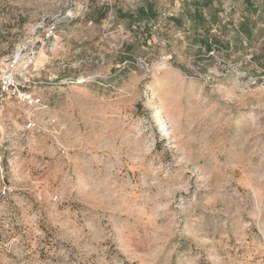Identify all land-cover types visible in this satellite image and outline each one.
<instances>
[{
  "label": "rangeland",
  "instance_id": "1",
  "mask_svg": "<svg viewBox=\"0 0 264 264\" xmlns=\"http://www.w3.org/2000/svg\"><path fill=\"white\" fill-rule=\"evenodd\" d=\"M252 1L0 0V64L27 44L47 81L3 115L0 264H264Z\"/></svg>",
  "mask_w": 264,
  "mask_h": 264
},
{
  "label": "built area",
  "instance_id": "2",
  "mask_svg": "<svg viewBox=\"0 0 264 264\" xmlns=\"http://www.w3.org/2000/svg\"><path fill=\"white\" fill-rule=\"evenodd\" d=\"M27 49V44H18L5 63L0 64V141L3 133L2 119L10 101L34 109H44L47 106L35 90L39 85L47 84V81L37 79L33 73L34 58L31 53L26 54ZM23 120L25 130L33 128L34 123L29 117ZM5 188L2 187V193H5Z\"/></svg>",
  "mask_w": 264,
  "mask_h": 264
},
{
  "label": "trees",
  "instance_id": "3",
  "mask_svg": "<svg viewBox=\"0 0 264 264\" xmlns=\"http://www.w3.org/2000/svg\"><path fill=\"white\" fill-rule=\"evenodd\" d=\"M208 2V1H207ZM243 2L246 5V8L250 11L256 12V5L253 3L252 0H243ZM206 3V2H205ZM122 16L128 18L129 22L131 23H136L139 21H147L149 18L154 16V12L152 10L151 4H147L145 6L137 8V10L134 13L127 12L123 13ZM240 31L244 33L247 37L251 36L253 29L249 27L247 23H244V21L240 25ZM202 42L204 44L205 52H210L214 45H215V40L211 41L210 39H202ZM125 58V57H124ZM123 59H121L122 61Z\"/></svg>",
  "mask_w": 264,
  "mask_h": 264
}]
</instances>
